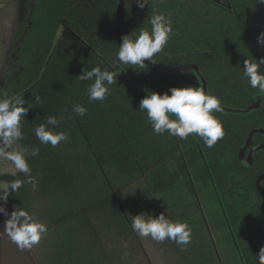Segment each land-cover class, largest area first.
<instances>
[{
  "label": "trees",
  "instance_id": "trees-1",
  "mask_svg": "<svg viewBox=\"0 0 264 264\" xmlns=\"http://www.w3.org/2000/svg\"><path fill=\"white\" fill-rule=\"evenodd\" d=\"M24 1L31 19L17 36L23 37L20 67L0 98L24 96L31 105L22 120L25 139L17 143L21 150L40 151L26 156L33 183L9 197L12 209L23 207L51 225L40 215L44 205L34 194L45 200L59 233V243L50 247L61 245L74 264L130 263L128 251L105 240L112 227L120 236L133 231L132 216L153 205H159L154 216L164 213L191 228L184 250L166 240L183 264H221L217 250L224 264H258L256 255L264 247V106L256 104L264 101V91L249 85L243 68L247 59H264V46L257 43L264 32V4L162 0L131 14V0H123L118 18L119 0ZM159 13L170 18L174 30L167 46L144 68L121 64L122 37L138 34L141 27L150 31L148 19ZM64 22L81 36V44L70 36L59 41ZM97 66L120 74L104 101L89 103L92 81L78 77ZM190 66L199 72H176ZM186 86L203 87L221 100L223 112L214 114L225 134L212 147L195 134L186 140L157 135L146 112L139 111L151 91ZM75 103L87 107L85 116L69 118ZM48 116L64 117L55 131L68 135L54 148L41 144L34 132ZM0 179L10 183L26 177ZM138 182L142 191L134 188ZM91 216L103 223L95 227L99 234L89 226ZM54 255H43L40 264H53Z\"/></svg>",
  "mask_w": 264,
  "mask_h": 264
},
{
  "label": "clouds",
  "instance_id": "clouds-1",
  "mask_svg": "<svg viewBox=\"0 0 264 264\" xmlns=\"http://www.w3.org/2000/svg\"><path fill=\"white\" fill-rule=\"evenodd\" d=\"M138 7L143 9L145 0H136ZM257 4H264V0H257ZM151 30L143 27L129 35L122 37V43L117 52V60L124 65L145 67V61H153L156 54L162 52L167 46L173 33L170 18L164 14H154L148 19ZM257 43L264 46V32L257 37ZM264 59L259 61L247 59L244 61L243 76L249 85L264 91ZM136 68V67H134ZM120 73L101 70L99 66L91 70L84 69L78 77L81 81H92L87 88L88 102L104 101L110 95V86L117 82ZM170 93V94H169ZM35 103H41V97L33 94ZM31 105L26 106L24 96H11L0 98V160L12 162L15 169L23 173L26 179H15L10 183L0 185V213L7 219L4 221L3 232L20 249H31L40 243L48 226L39 221L34 214L20 206H14L9 213L6 204L9 197L18 192L24 183H33L32 170L29 166L27 155L36 157L39 148L23 147L22 150H13L16 142L25 139L22 130V120L26 117ZM84 104L75 103L71 107V114L82 117L87 114ZM139 111L146 112L152 130L157 135L167 133L181 140L189 138L190 134L202 138L206 146H214L224 136L222 122L214 113L223 112L221 100L206 94L205 89L199 86L172 87L163 94L151 91L140 101ZM64 117L48 116L44 123L34 129L35 136L41 144L51 145L53 148L62 141L68 140V135L63 131H55ZM131 227L140 237H151L152 240L163 242L174 241L184 246L191 241V228L187 223L172 221L164 213L158 217L141 213L132 216ZM258 264H264V247L256 255Z\"/></svg>",
  "mask_w": 264,
  "mask_h": 264
},
{
  "label": "rangeland",
  "instance_id": "rangeland-1",
  "mask_svg": "<svg viewBox=\"0 0 264 264\" xmlns=\"http://www.w3.org/2000/svg\"><path fill=\"white\" fill-rule=\"evenodd\" d=\"M162 0H145L148 4L153 2L157 5V2ZM190 1V0H189ZM219 2H226V0H216ZM132 7L130 8L131 14L140 12V7H138L136 0H131ZM136 5V8H135ZM146 6V5H145ZM148 7H144L146 10ZM124 11L123 0H119V8L117 12V17L120 18L121 13ZM24 4L19 0H0V74L6 72L8 58L14 54L12 49V41L14 39L15 33L18 32L19 25L24 18ZM16 54V52H15ZM5 61V64L3 63ZM5 65V66H4ZM4 67V69H3ZM13 150H21L18 143L13 145ZM18 171L15 169L14 165L10 161L0 160V176L2 175H18ZM1 183V182H0ZM3 184V183H2ZM134 188L137 191H142L144 186L138 182L134 184ZM34 199H37L41 204L44 205L39 213L43 217H48V221L51 225L45 223L48 226V231L44 234L39 244L34 245L30 250H20L10 238L3 232L4 221L7 219L2 213H0V264H40L41 257L46 254L55 253L53 264H74L72 262V257L67 256L64 248L60 245H56V248H51L50 245L55 243V240L59 243L56 237H59L57 232L58 226L52 222L55 218L51 212L53 209L51 206H45V200L41 199L37 194H34ZM43 203V204H42ZM153 205V204H152ZM65 206V205H64ZM6 207L11 213L13 211L11 202L8 200ZM73 205L66 206L65 211H69ZM159 207V205H158ZM157 206H146L143 211L138 212V214L146 213L148 215H154L158 212ZM163 207V206H162ZM161 207V209H162ZM165 206L163 208H167ZM78 211L83 210L81 204L76 208ZM98 216H91L87 218L89 226L94 229L96 234V226L103 223L98 221ZM108 222V221H107ZM73 228V227H66ZM131 229V228H130ZM131 232L126 233L125 236H120L117 228L112 227L108 238L105 241L113 247L116 246L119 249H124L131 254L130 263L128 264H183V262L176 255L174 248H169L166 240L163 242H157L151 239V237H140L136 232L130 230ZM212 237V236H211ZM120 240V242H119ZM76 258V256H74ZM53 258V257H51ZM220 259V257H219ZM223 262V261H222Z\"/></svg>",
  "mask_w": 264,
  "mask_h": 264
},
{
  "label": "flooded vegetation",
  "instance_id": "flooded-vegetation-1",
  "mask_svg": "<svg viewBox=\"0 0 264 264\" xmlns=\"http://www.w3.org/2000/svg\"><path fill=\"white\" fill-rule=\"evenodd\" d=\"M19 1H22L23 4H24V9H25L24 18H23V21L21 22V24L19 25L18 32L15 33L14 39H13V41L11 43L12 44V49L14 50V54L10 58H8V61L6 62V64H7L6 70L7 71L5 73L2 72V74H0V92L3 90L4 87L7 86V84H8V78L9 77H11L13 79L14 77H16L18 75L16 73V71L18 70V67H20L17 64L18 59H19L18 53H20V48H21L20 44H21V41H22L23 37L18 40L17 39V36H18V33L20 32V29H21L22 24H24L25 22L30 23V19H31V15L28 12L27 8L25 7V1L24 0H19ZM63 26H64L63 27V30H64V28H65V30L63 31V33L61 35L62 39H60L59 41H62L65 38L67 39V36H70V38L73 40L72 42H75L76 44H81L82 43L83 40H82V38H81L80 35L76 34L75 31L72 28L68 27L65 24V22H64V25ZM15 52H16V54H15ZM5 61L6 60H4V62H3L4 64H5ZM3 69H4V67H3ZM14 176H16V175H14ZM0 182H1L0 185H3V184H6L7 183L6 181L5 182H2L1 179H0ZM10 199L11 198H9V201H10ZM219 251L220 250H217L218 257H220L219 261H220L221 264H224L222 262V258H221V255H220V252Z\"/></svg>",
  "mask_w": 264,
  "mask_h": 264
},
{
  "label": "water",
  "instance_id": "water-1",
  "mask_svg": "<svg viewBox=\"0 0 264 264\" xmlns=\"http://www.w3.org/2000/svg\"><path fill=\"white\" fill-rule=\"evenodd\" d=\"M183 69H186V70H187V69H189V70H195V71L199 72V68H198L197 66L182 67V68L176 70V72H180V71H182ZM256 105L264 106V101H263V100H259V101L257 102Z\"/></svg>",
  "mask_w": 264,
  "mask_h": 264
}]
</instances>
